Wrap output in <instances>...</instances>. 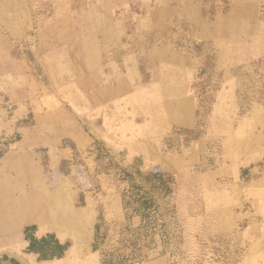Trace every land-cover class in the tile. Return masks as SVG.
I'll use <instances>...</instances> for the list:
<instances>
[{
	"label": "rangeland",
	"instance_id": "obj_1",
	"mask_svg": "<svg viewBox=\"0 0 264 264\" xmlns=\"http://www.w3.org/2000/svg\"><path fill=\"white\" fill-rule=\"evenodd\" d=\"M0 253L264 264V0H0Z\"/></svg>",
	"mask_w": 264,
	"mask_h": 264
},
{
	"label": "crops",
	"instance_id": "obj_2",
	"mask_svg": "<svg viewBox=\"0 0 264 264\" xmlns=\"http://www.w3.org/2000/svg\"><path fill=\"white\" fill-rule=\"evenodd\" d=\"M3 212L5 211V208L2 209ZM1 254V253H0ZM2 254L5 255L4 250L2 251ZM7 256H11L10 250L8 249L6 251ZM69 260L61 259V260H55V261H47V262H38V261H33V264H68ZM73 264V263H72Z\"/></svg>",
	"mask_w": 264,
	"mask_h": 264
},
{
	"label": "bare ground",
	"instance_id": "obj_3",
	"mask_svg": "<svg viewBox=\"0 0 264 264\" xmlns=\"http://www.w3.org/2000/svg\"><path fill=\"white\" fill-rule=\"evenodd\" d=\"M3 224V223H2Z\"/></svg>",
	"mask_w": 264,
	"mask_h": 264
}]
</instances>
